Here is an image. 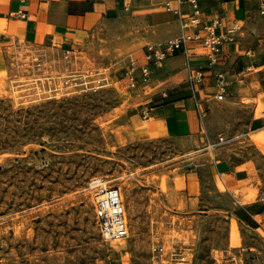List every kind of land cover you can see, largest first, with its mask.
Returning a JSON list of instances; mask_svg holds the SVG:
<instances>
[{
	"label": "rangeland",
	"instance_id": "obj_1",
	"mask_svg": "<svg viewBox=\"0 0 264 264\" xmlns=\"http://www.w3.org/2000/svg\"><path fill=\"white\" fill-rule=\"evenodd\" d=\"M119 39L87 36L68 50L13 37L0 47V264H151L156 244L182 251L185 264H227L232 253L264 264V75L209 100L191 131L150 135L142 129L157 116L142 108L167 85L205 82L191 81L180 58L164 77L163 59L131 87L125 71L149 41ZM214 158L221 172L242 162L234 170L257 184L221 178L210 192ZM94 176L113 178L124 196V249L95 222L86 188Z\"/></svg>",
	"mask_w": 264,
	"mask_h": 264
},
{
	"label": "crops",
	"instance_id": "obj_2",
	"mask_svg": "<svg viewBox=\"0 0 264 264\" xmlns=\"http://www.w3.org/2000/svg\"><path fill=\"white\" fill-rule=\"evenodd\" d=\"M167 3L170 9L166 8ZM262 3L264 0H199L203 20L213 13L221 18L219 32L229 33L228 30L239 23L231 33L233 39L222 43L214 64H208L205 51L197 43L189 44L187 52L166 57L163 63L168 66L162 73L164 77L172 74V62L180 58L187 61L186 74L201 69L205 83L202 86L167 85L156 95V102L142 108L157 116L142 130L146 128L150 135L191 131L195 121L200 119L198 109L210 108L209 100L216 97L213 90L217 91L216 73L219 71L224 73L226 96L234 95L242 83L250 84L260 72L264 75V24L257 23L259 18L264 20L259 10ZM190 11L186 0H0V47L16 37L24 41H44L48 45L60 40L62 47L71 50V40H86L87 36L93 39L99 34L120 38L115 44L135 39L153 43L200 29V25L183 27L181 18ZM155 70L151 63L150 73ZM141 126L143 124H136L135 129ZM217 160L210 159V192L218 190L217 180L221 178L234 177L238 187L257 184L248 170H234L242 162L233 170L221 172ZM225 192L230 194L227 188ZM221 208L210 206V210Z\"/></svg>",
	"mask_w": 264,
	"mask_h": 264
},
{
	"label": "built area",
	"instance_id": "obj_3",
	"mask_svg": "<svg viewBox=\"0 0 264 264\" xmlns=\"http://www.w3.org/2000/svg\"><path fill=\"white\" fill-rule=\"evenodd\" d=\"M190 6V13L183 15L181 22L183 27H197L200 29L193 31H185L182 34L168 38L166 40L147 43L143 46V54L140 59L132 61L126 71L125 77L131 87H135L138 82V76L146 78L150 73V63L160 64L166 57L179 53L187 52L188 45L197 43L205 51L208 58V64H214L217 61V55L221 51V45L224 41L233 39L231 34L235 27L228 30L229 33L219 32L222 26L221 18L218 14L213 13L208 19H202V12L199 0H186ZM166 8L170 9L169 3ZM260 13L264 14V3L260 6ZM179 13V9H176ZM68 57V50L64 54ZM140 75H138V72ZM189 78L191 81H199L204 76L202 70L190 71ZM87 77V76H86ZM99 83L100 78L93 79ZM87 80L83 81V83ZM216 98L224 99L226 93V82L223 71L216 73ZM200 119L207 114L206 109L199 108ZM264 115V110L261 116ZM103 179L101 177H91L86 188L92 195L93 215L97 223L101 236L104 240L110 241L116 238L127 237L129 232L128 214L124 196L119 187L109 184L102 186ZM227 264H241L238 262L237 254H230L225 259ZM187 258L182 251H171L170 255L160 244L153 245L150 250L151 264H185Z\"/></svg>",
	"mask_w": 264,
	"mask_h": 264
},
{
	"label": "bare ground",
	"instance_id": "obj_4",
	"mask_svg": "<svg viewBox=\"0 0 264 264\" xmlns=\"http://www.w3.org/2000/svg\"><path fill=\"white\" fill-rule=\"evenodd\" d=\"M5 95V94H4ZM106 176V175H105ZM118 177V176H117ZM119 178H123L122 176H120ZM113 179V178H112ZM112 179H107V178H103V183L102 186H108L109 182L112 181ZM116 180V179H115ZM127 184V181H124ZM220 182V181H219ZM163 184V183H162ZM165 184V183H164ZM221 185V184H220ZM162 186V185H161ZM222 186V185H221ZM221 186H219L221 188ZM128 187V186H127ZM239 200L241 202H248V198L249 195L248 194H240V196H238ZM113 243V245L117 248V249H124L126 247V240L125 237L122 238H116V239H112L111 241ZM111 244V243H110ZM112 247V246H111ZM119 251V250H118Z\"/></svg>",
	"mask_w": 264,
	"mask_h": 264
},
{
	"label": "trees",
	"instance_id": "obj_5",
	"mask_svg": "<svg viewBox=\"0 0 264 264\" xmlns=\"http://www.w3.org/2000/svg\"><path fill=\"white\" fill-rule=\"evenodd\" d=\"M238 215H240L242 218H244L245 220H247L246 215H244V213L238 212Z\"/></svg>",
	"mask_w": 264,
	"mask_h": 264
}]
</instances>
